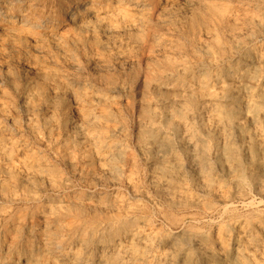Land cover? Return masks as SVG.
Returning a JSON list of instances; mask_svg holds the SVG:
<instances>
[{"label":"bare ground","instance_id":"6f19581e","mask_svg":"<svg viewBox=\"0 0 264 264\" xmlns=\"http://www.w3.org/2000/svg\"><path fill=\"white\" fill-rule=\"evenodd\" d=\"M159 34L171 48H164L168 53H160L154 66L147 63L150 67L142 70L147 89L137 136L141 145L136 149L139 161L150 169L154 192L173 210L205 208L209 202L204 201L212 198L221 201L228 214L232 213L228 206H234L227 205L229 199L244 193L247 179L264 197L259 175L264 173V46L259 45L264 35V0H0V69L4 72L0 79H6L15 92H19L16 79L25 83L24 94L20 93L19 111L25 120L21 129L32 136L31 141L18 137V120L15 123L6 114L8 108L0 106L4 122L11 124L10 129L0 124V174L6 178H0V218L5 220L0 226V264H264L261 211H249L210 232L186 227L185 219L176 215L167 218L169 233L146 218L140 220L142 208L135 202L144 198V191L123 167L132 157L130 148L126 150L118 140L126 138L119 104L114 95L112 99L90 93L85 86L84 92L74 90L73 75L62 72V68L78 71V59L91 63L89 53L111 59L110 51L104 56L110 45L115 51L126 41L143 52L158 48L163 43L158 42ZM185 49L189 60L181 59ZM120 50L113 56L117 63L125 55ZM11 55L12 60L6 59ZM103 83L110 94L123 91L120 82L117 85L111 78ZM66 97L72 99L71 107ZM38 145L53 151L54 160L67 168L69 176L89 183L105 177L112 192L75 193L68 178L36 150ZM211 154L218 169H227L232 190L216 187L212 181ZM186 157L193 159L205 187L194 178L186 179ZM122 183L131 190L130 199L118 192ZM194 188L198 194L192 193ZM61 191L68 193L54 204L48 200L28 213L30 217L15 218L16 213L6 207L41 203L47 194ZM105 210L112 214H104ZM76 242V251L63 249L65 245L73 249Z\"/></svg>","mask_w":264,"mask_h":264},{"label":"rangeland","instance_id":"374dc122","mask_svg":"<svg viewBox=\"0 0 264 264\" xmlns=\"http://www.w3.org/2000/svg\"><path fill=\"white\" fill-rule=\"evenodd\" d=\"M54 1V0H53ZM51 9H53V8H51ZM65 29V28H64ZM160 35V36H159ZM158 35V38L160 37H162L163 36V34H159ZM162 35V36H161ZM264 36V35H263ZM263 36H262V38H261V42H260V44L259 45H263L264 46V38H263ZM162 40V41H161ZM128 41H126V43H127ZM158 42H165L164 41V37L163 38H161L160 39V41H158ZM126 43L124 42L122 45H121V43L120 44H118V46L119 45H121V47L119 46H117V48L121 51V52H123L125 55H123V59H125L126 61H130V63L129 62H126L125 60H120L119 59V63H117L118 61H117V59L116 58H113V56L115 57L116 56V54H117V52H118V49H117V51H115V49L113 50V46H108V47H106V49H105V55L104 56H106L108 53H109V51L110 52H112V53H110V54H108V55H111V59H110V57H105V58H103V59H101V58H98L97 56H94L93 54H91V53H89V57L91 58V63H86V65H89V66H87L86 67V65L83 63V61L81 60V59H78L77 60V65H78V71H77V69H65V68H62V72L63 73H65V74H69L70 76H71V74L73 75V76H71V80H70V87L71 88H73L74 90H76V91H82L83 89H85V87H89L88 89L86 88V90H87V92H92L93 93V91H94V93H97V94H99V95H114V97L112 96L111 98L113 99L114 98V101L117 103V104H119L118 106H116V108H117V110H118V112L120 113L119 115L121 116L120 118H121V120L123 121V119H124V124H125V130H126V132H124L125 134H123V136H125L126 138H121V140L120 139H118L119 141H123L122 143L125 145V148H126V150L127 149H129V150H127L128 151V153L130 154V156L132 157L130 160H129V162H127V163H125L124 164V168H125V171H126V176H133L134 178H136V181L138 182V185L140 186V189H141V191L143 192V194H144V201H143V199H140V200H138V201H136L135 202V204H139L140 206H141V208H142V214H138L137 215V217L140 219V220H143V219H147V220H149V222L153 225V227H161V229L160 228H158V229H160L162 232H164V233H169V232H171L172 231V227H170V225H168L169 223H168V221H167V218H169V217H171V216H175V217H178V218H184L185 219V226L187 225V226H193V227H196V228H198V229H200L201 231H204V232H210V231H216L217 229H218V227H220V226H225V225H229L230 223H232V222H235L236 221V217H239V216H242V215H246L249 211H252V210H255V211H261L262 213H264V197L262 196V195H259V194H261V191H259V189L255 186V185H253L252 183H251V181L249 180V179H247V181H246V183H245V185H246V187H245V189H244V193H240L239 195H237V196H235V197H233V198H231V199H229V201H228V203H227V205H234V206H228L229 208H230V210L232 211V213H226L225 211H224V205L223 204H220V203H222L221 201H218V200H215V199H212V198H209V199H207V200H205L204 201V203H207V202H209V203H207V207H200V208H198V206L197 207H195V208H197V209H192V208H183V209H171L167 204H165V202H163L164 200L163 199H160V197H158V195L154 192V188H153V179H152V174H151V172H150V169L148 168V166L145 164V162L144 161H139L141 158H139V156H138V148H139V146L141 145V141H140V138H138L137 136H139L140 135V131H141V129H142V121L140 120V119H142V114H140L142 111L141 110H143V98H144V95H145V91H146V89H147V87L145 86V84L147 85V79H146V77H145V71H142V70H145L147 67H150V66H154L156 63L155 62H157V59H159V57L158 56H162L163 54H164V52L166 53V49L168 48V49H170L171 48V46L170 45H166V43H164L165 45H163V43L161 44L160 43V47L158 46V48H160V49H158L157 48V46H154V48H151V50L149 51V50H146V51H141V50H139L138 48H134V46H133V48H131L132 46H131V43H127V45H126ZM169 44V43H168ZM127 46V47H126ZM164 46V47H163ZM112 47V49H109V48H111ZM122 47H123V49H122ZM167 47V48H166ZM157 48V49H156ZM164 48H166L165 50H164ZM108 49V50H107ZM126 49V50H125ZM124 50H125V52H124ZM135 50V51H134ZM136 50H138V51H140V52H137ZM158 50H160L159 51V53H158ZM151 51H152V53H151ZM154 51V52H153ZM169 51V50H168ZM187 51H189L188 49H185L183 52H185L186 54H184L183 56H182V60L183 59H188L189 60V52H187ZM134 52V53H133ZM149 52V53H148ZM157 52V54H155ZM116 53V54H115ZM130 53V54H129ZM133 53V54H132ZM150 53L152 54V55H150ZM154 53V54H153ZM161 53V54H160ZM163 53V54H162ZM168 53V52H167ZM166 53V54H167ZM91 54V55H90ZM115 54V55H114ZM127 54L129 55L128 57H127ZM139 54V55H138ZM142 56H144L145 58H146V60H144L143 61V59H141V55ZM145 54H146V56L148 57V58H152V59H150L149 61H147V57L145 56ZM160 54V55H159ZM154 55H156L157 57H155ZM9 56V55H8ZM14 56H16V54H14ZM131 56H132V58H131ZM136 56V57H135ZM155 58H154V57ZM185 56V57H184ZM11 57V58H10ZM10 57H8V58H6V59H8V60H12L13 58H12V55L10 56ZM97 59H96V58ZM133 57H135V58H133ZM17 58V57H16ZM128 60H127V59ZM133 59V60H131V59ZM138 58V59H137ZM92 59H94V60H92ZM100 60V63H99V61H97V60ZM105 59H106V61H105ZM155 61H154V60ZM160 59H161V57H160ZM16 60H18L19 61V64H21L20 63V59L18 58V59H16ZM111 60L113 61V62H111ZM179 60V59H178ZM79 61H80V64H78L79 63ZM92 61H93V63H92ZM105 61V62H104ZM113 64H111L110 62ZM117 61V62H116ZM138 61V62H137ZM142 61V62H141ZM147 61V62H146ZM83 63V65H85V69H83L84 68V66H82V63ZM95 62V63H94ZM98 62V63H97ZM102 62V63H101ZM103 62H104V64H103ZM114 62H115V64H114ZM122 62V63H121ZM99 65H103V67L105 66L106 67V69H103V67L102 66H100V69H99V66L97 65V64ZM105 63H107L108 64V66H106V64ZM127 63V64H126ZM137 63V64H136ZM139 63V64H138ZM140 63H142V64H140ZM147 63H148V65H150V66H148L147 65ZM153 63H155L154 65H153ZM111 64V65H110ZM118 64H120V65H118ZM122 64V65H121ZM146 64V65H145ZM58 65V64H57ZM92 65V67L93 68H91L90 66ZM118 67H120V68H118ZM135 67H134V66ZM138 67H137V66ZM141 65V66H140ZM95 66H98V67H95ZM116 68V70H115V68ZM121 66H123V67H121ZM129 66V67H128ZM130 66H132V67H130ZM142 66H144V68L142 67ZM88 67H90V68H88ZM94 67H95V69H94ZM102 67V68H101ZM104 67V68H105ZM110 67V68H109ZM127 67V68H126ZM141 67V68H140ZM1 68V67H0ZM89 70V71H86L87 69ZM113 68V69H112ZM124 68V69H123ZM126 68V69H125ZM136 70H135V69ZM138 68H140V69H138ZM95 70V71H92V70ZM120 69V70H119ZM127 69L129 70V71H127ZM131 69H134L135 71H133V70H131ZM80 70V71H79ZM90 70H91V72H90ZM100 70V71H99ZM103 70V71H102ZM112 70V71H111ZM117 70H119V71H123V70H125V72H123V74L122 73H120L119 71H117ZM2 71V72H1ZM83 71H86V73H84ZM97 71H99L98 73H97ZM113 71H116V73L115 72H113ZM131 71V72H130ZM140 71V73H138ZM68 72V73H67ZM70 72H72V73H70ZM78 74H76V73ZM96 72V73H95ZM108 73V74H106V73ZM118 72V73H117ZM127 72V73H126ZM130 72V73H129ZM144 74H143V73ZM81 73V74H80ZM87 73H89V74H87ZM100 73V74H99ZM109 73H112V74H109ZM135 73V74H134ZM137 73H138V75H137ZM3 74H4V72H3V69L1 70L0 69V76H3ZM85 74H87V75H85ZM104 74H106V75H104ZM114 74H116V75H114ZM122 74V75H121ZM128 74V75H127ZM80 75V76H79ZM89 75V76H88ZM92 75V76H91ZM97 75V76H96ZM125 75V76H124ZM76 76V77H75ZM98 76H100V77H98ZM104 78H103V77ZM128 76V77H127ZM134 76V77H133ZM137 76V77H136ZM73 77V78H72ZM77 77H78V79H77ZM95 77H97V78H95ZM122 77V78H121ZM125 77V78H124ZM140 77V78H139ZM143 77V78H142ZM93 78H94V80H93ZM108 78H111V79H113L116 83H117V85H118V83H119V86H121V87H123V91L122 92H117V93H111L110 94V92L106 89V88H104L105 86H104V83H103V80H107ZM119 80H118V79ZM81 79H83V80H81ZM87 79V80H86ZM88 79H91V80H88ZM96 79V80H95ZM100 79V80H99ZM125 79V80H124ZM128 81H127V80ZM2 80L4 81L3 82V84L5 85H2V83H1V85L2 86H0V106H1V108H2V106H4V107H6V108H8L7 109V112H6V114L8 115V116H12L11 118H13L14 120H15V123L17 122L16 120H18V122L16 123L17 125H19V128H20V131H19V135H18V137H20V138H22V139H24V140H28V141H31L32 140V136H30V134L29 133H27L26 131L24 132V131H22V129H21V125H24V122H25V120H24V118H23V115H22V113L19 111L20 110V106H21V97L20 96H22L23 94H24V86H25V83L23 82L22 83V81L19 79H16L15 80V82L17 83V85L19 86V92H15L14 90H12L11 89V87H10V85L8 84V82H7V80L6 79H4V78H2ZM1 79H0V81H2ZM74 80V81H73ZM21 81V82H20ZM84 81V82H83ZM94 81V82H93ZM99 81H101V82H99ZM123 81V82H122ZM127 81V82H126ZM130 81V82H129ZM134 81H135V83H134ZM146 81V82H145ZM19 82V83H18ZM99 82V83H98ZM134 83V85H132L131 84V86H129V84L130 83ZM80 83V84H79ZM137 83V84H136ZM145 83V84H144ZM22 84V85H21ZM23 84H24V86H23ZM74 84V85H73ZM80 86H78V85ZM88 84H89V86H88ZM94 84V85H93ZM102 84V85H101ZM127 86H126V85ZM9 85V86H8ZM136 85V86H135ZM141 86V89H140V86ZM144 87H143V86ZM82 86V87H81ZM85 86V87H84ZM92 86V87H91ZM97 86V87H96ZM22 87V88H21ZM97 88L98 90H94V88ZM100 87V88H99ZM102 87V88H101ZM125 87H127V88H125ZM143 87V88H142ZM3 88V89H2ZM129 88V89H128ZM8 89V90H7ZM89 89H91V90H89ZM99 89H100V91H99ZM107 90V92H106V90ZM128 89V90H127ZM12 90V91H11ZM93 90V91H92ZM125 90L127 91V92H125ZM14 91V92H13ZM11 92V93H10ZM82 92H84V91H82ZM133 92V93H132ZM141 92V93H140ZM3 93V95L1 96V94ZM22 95H21V94ZM123 93V94H122ZM136 93V94H135ZM138 93V94H137ZM17 94V95H16ZM125 94H127V95H125ZM141 94V95H140ZM120 95V96H119ZM125 95V96H124ZM133 95V96H132ZM8 96L10 97V98H8ZM116 96H117V99H116ZM131 96H132V98L133 99H131ZM139 96V97H138ZM12 97V98H11ZM14 97H16V98H14ZM135 97V98H134ZM142 97V98H141ZM18 98V99H17ZM67 98V97H66ZM121 98H123L122 99V102L120 101L121 100ZM137 98V99H136ZM10 99H12V100H14L12 103H11V100ZM69 99V100H68ZM117 101H116V100ZM127 99L130 101H127ZM19 100V101H18ZM67 100L69 101V103L67 102ZM67 100H66V104H67V106H72L73 105V101H72V99L71 98H67ZM17 101V102H16ZM15 102V103H14ZM119 102V103H118ZM121 102V103H120ZM11 103V104H10ZM5 104V105H4ZM17 104V105H16ZM7 105V106H6ZM134 105H135V107H134ZM131 107V108H130ZM140 107V108H139ZM142 107V108H141ZM0 108V109H1ZM10 108H13V109H10ZM19 108V109H18ZM125 109L126 108V110H122V109ZM131 110H130V109ZM11 111H10V110ZM18 109V110H17ZM14 110H17V111H15V113L16 112H18L17 114H14V115H12L13 113H14ZM128 110V111H127ZM134 110V111H133ZM8 111H10V112H8ZM12 111H13V113H12ZM136 111V112H135ZM1 112V111H0ZM21 113V115H20V113ZM132 112V113H131ZM9 113H11V114H9ZM125 113V114H124ZM135 113V114H134ZM0 114H2V115H0V124L1 123H3V124H1L2 126H4L5 127V129H10V125L11 124H6V122H7V120L5 119V116L3 115L4 113H0ZM130 116H129V115ZM132 114V115H131ZM125 117H124V116ZM136 115V116H135ZM138 115H139V117H138ZM15 116V117H14ZM73 116H76V114H75V112L73 111ZM128 117V118H127ZM17 118V119H16ZM140 118V119H139ZM128 119V120H127ZM133 121H132V120ZM4 120L6 121V122H4ZM20 120V121H19ZM22 120V121H21ZM3 121V122H2ZM129 121H131V122H129ZM139 121V122H138ZM139 123V124H138ZM128 125H131L130 127L128 126ZM133 128V129H132ZM139 129V130H138ZM133 131V132H132ZM139 132V133H138ZM6 133H8V132H6ZM24 133V134H23ZM131 133V134H130ZM132 136V137H131ZM135 136V137H134ZM130 137V138H129ZM134 137V138H133ZM140 137V136H139ZM128 138V139H127ZM138 138V139H137ZM126 139V140H125ZM138 140V141H137ZM140 141V142H139ZM127 142V143H126ZM139 143V145H137L138 143ZM137 145V146H136ZM40 145H38V148L36 149V150H40L39 152H43V154H44V156L46 157V158H48L49 160V162H51V164L52 165H54V166H56V168H57V170L58 171H60L59 173H60V175L61 176H63V177H66V178H68V180H69V182L71 183H69V186L72 188V191H74L75 193H78V194H87V195H89V194H95V195H100V194H108V193H111L112 191V189H113V187H112V184H110V182H109V180H108V182H107V179L105 178V177H102L103 178V180H101L102 178L101 177H99L98 178V180L97 181H94V182H92V183H89V182H86V181H84V180H81V179H79V178H77V177H73V176H69L68 175V173H69V171L67 170L66 171V167L64 166V165H62L61 163H57L55 160H54V154H53V151H51V150H49V149H46L44 146H40ZM129 147V148H128ZM42 149V150H41ZM46 149V150H45ZM137 149V150H136ZM48 151V152H47ZM50 152H51V154H50ZM135 152V153H134ZM134 154V156H132L133 154ZM215 155L214 154H211V156H210V170L208 171L209 173H210V175H212L211 177H213L212 178V181L214 182V184H215V186L216 187H220L221 186V188H223L224 190H232V188L231 187H233L232 186V184L231 183H229L230 182V179L227 177V169H225V170H221V169H218L216 166L218 165L217 164V160L215 159V157H214ZM138 157V158H137ZM136 160H135V159ZM190 157H186V159H184V164H185V167H190V168H185V171H186V174H185V176L187 177L186 179L187 180H190V178H194V180H195V182H196V184H199L200 183V185L202 186V187H205V185H203L204 183H205V178H203L202 176H201V174H200V171H199V169L198 170H196L197 168V166H195L196 164L194 163V161H193V159L192 158H190ZM215 159V160H213V159ZM135 161V162H133V161ZM191 160H192V162H191ZM139 162V163H138ZM129 163H130V165H129ZM136 163H137V165H136ZM158 163V162H157ZM215 163V164H214ZM128 164V166H126ZM193 164V165H192ZM131 165H132V167H131ZM190 165V166H189ZM135 166H137V168L135 167ZM139 166V167H138ZM141 166V167H140ZM214 167V168H213ZM61 168V169H60ZM62 168H64V169H62ZM145 168V169H144ZM192 169V170H191ZM128 170V171H127ZM132 170V171H131ZM147 170H149V171H147ZM195 170V171H194ZM213 170V171H212ZM145 171V172H144ZM188 171V172H187ZM199 171V172H198ZM221 171V172H220ZM258 171H260V170H258ZM61 172L63 173V174H61ZM129 172V173H128ZM148 172V173H147ZM196 172H197V174H196ZM223 172V173H222ZM262 171H260L259 172V175L261 176L260 178H261V180H262V178H263V181H264V173L262 172V174H260ZM215 173V174H214ZM147 174V175H146ZM221 174H223V175H221ZM144 175V176H143ZM194 175V176H193ZM197 175V176H196ZM214 175V176H213ZM221 175V176H220ZM1 176H3V177H1ZM68 176V177H67ZM140 176H142V177H140ZM196 176V177H195ZM5 177V175L4 174H0V178L1 179H6V178H4ZM138 177V178H137ZM220 178V179H219ZM198 179H200V180H198ZM217 179H219V180H217ZM73 180H74V182H73ZM105 180V181H104ZM143 180H147V182H145V181H143ZM221 180V181H220ZM226 180V181H225ZM99 181V182H98ZM103 181H104V183H103ZM150 181H151V183H150ZM202 181V182H201ZM96 182V183H95ZM145 182V183H144ZM217 182V183H216ZM218 182H220V183H222V184H220V183H218ZM97 183H98V185H97ZM102 183H103V185L107 188H105V187H103L102 186ZM124 183V182H123ZM120 184V187H119V190H118V192L120 193V195H122V196H125L124 198L125 199H130V196H131V190L129 189V187L127 186V184L125 183V184ZM150 183V184H149ZM202 183V184H201ZM78 184V185H77ZM106 184H108V185H106ZM89 185V186H88ZM96 185V186H95ZM144 185V186H143ZM146 185V186H145ZM148 185V186H147ZM198 186L197 185V187H201V186ZM219 185V186H218ZM255 187H253V186ZM74 186H76V187H74ZM96 188H95V187ZM111 186V187H110ZM151 186H152V188H151ZM228 186V187H227ZM248 186V187H247ZM94 187V188H93ZM104 189H103V188ZM75 188V189H74ZM102 188V189H101ZM149 188V189H148ZM258 189V190H257ZM85 190V191H84ZM89 190V191H88ZM70 191H71V189H70ZM95 191V192H94ZM109 191V192H108ZM124 191V192H123ZM108 192V193H107ZM127 192V193H126ZM146 192H148L146 195H145V193ZM151 192H152V194H151ZM154 192V193H153ZM198 192H199V190H197L196 188H194L193 189V191H192V193L193 194H198ZM260 192V193H259ZM22 193V191H19L18 192V194L20 195ZM66 193H68V191L67 192H64V191H61V192H55V193H49V194H47L46 196H44L42 199H41V203H36V204H32V203H28V202H18L17 204H18V206H17V204L15 203V204H11V205H9V206H6L7 208H8V210H10L11 209V211H14V213H16L15 215H16V217L15 218H18L19 216L20 217H22V216H28L29 214L31 215L34 211H36L37 210V207H42L43 205H45V204H48V203H50V201H48V200H52L51 202L54 204V201H57V199H59V198H61V197H64L65 196V194ZM59 194V195H58ZM250 194V195H249ZM22 195V194H21ZM128 195V196H127ZM153 195V196H152ZM156 195V196H155ZM149 196V197H148ZM152 196V197H151ZM239 196V197H238ZM253 196V197H252ZM149 199H148V198ZM153 197L155 198V199H153ZM239 199H238V198ZM242 197V198H241ZM243 197H245V198H247V199H245V198H243ZM45 198V199H44ZM50 198V199H49ZM145 198H147V199H145ZM55 199V200H54ZM159 199H160V201H159ZM238 201H237V200ZM242 201H241V200ZM253 199V200H252ZM145 200H146V202H145ZM150 200V201H149ZM240 200V201H239ZM246 200V201H245ZM262 200V201H261ZM142 203H141V202ZM148 201V202H147ZM237 201V202H236ZM253 203H252V202ZM255 201V202H254ZM262 202V204H258L257 205V203L259 202V203H261ZM152 202H155V203H152ZM162 202V203H161ZM233 202V203H232ZM250 202V203H249ZM151 203V204H150ZM159 203V204H158ZM137 204V205H138ZM249 204H250V207H249ZM32 205V206H31ZM214 205V206H213ZM220 205V206H219ZM246 205V206H245ZM247 205H248V207H247ZM36 206V207H35ZM156 206H157V208H156ZM162 206V207H161ZM217 206H219V207H217ZM252 206V207H251ZM257 206V207H256ZM14 207V208H13ZM28 207V208H27ZM33 207V208H32ZM151 207V208H150ZM211 209H210V208ZM217 207V208H216ZM207 208V209H206ZM13 209V210H12ZM28 209V210H27ZM30 209V210H29ZM36 209V210H35ZM145 209V210H144ZM149 209V210H148ZM156 209V210H155ZM170 209V210H169ZM204 209V210H203ZM210 209V210H209ZM219 209V210H218ZM239 209V210H238ZM245 209V210H244ZM25 210H27V211H25ZM147 210V212H145ZM153 210V211H152ZM162 210V211H161ZM201 210V211H200ZM18 211V212H17ZM157 211H159V213L157 212ZM174 211V212H173ZM177 211V212H176ZM184 211V212H183ZM188 211V212H187ZM207 213H206V212ZM236 211V212H235ZM239 211V212H238ZM241 211V212H240ZM110 211L108 210H105V212H104V214H106V215H108V213H109ZM169 212V213H168ZM190 212V213H189ZM209 212V213H208ZM29 213V214H28ZM151 213H152V215H151ZM224 213V215H222ZM112 213L110 212L109 213V215H111ZM148 214V215H147ZM155 214H157V215H155ZM160 216H159V215ZM226 214V215H225ZM19 215V216H18ZM30 215L28 216V217H30ZM166 215V217H164V216ZM169 215V216H168ZM222 215V216H221ZM230 215V216H229ZM148 216V217H147ZM168 216V217H167ZM183 216V217H182ZM225 216V217H224ZM228 216V217H227ZM154 217V218H153ZM195 217V218H194ZM208 219H207V218ZM220 217V218H219ZM222 217V218H221ZM142 218V219H141ZM161 218V219H160ZM191 218L193 219V221H191ZM199 218V219H198ZM201 218V219H200ZM150 219H152L153 221H151ZM157 219V220H156ZM187 219V220H186ZM204 219V220H203ZM156 220V221H155ZM165 222H164V221ZM198 220V221H197ZM192 223H191V222ZM202 223H201V222ZM207 221V222H206ZM0 222H1V224H0V226H3L4 224H5V220L2 218V220H1V218H0ZM10 222V221H9ZM210 222V223H209ZM4 223V224H3ZM167 224V225H166ZM164 225V226H163ZM200 225V226H199ZM6 226V225H5ZM5 226H4V228H5ZM7 226H10L8 223H7ZM186 226V227H187ZM206 228H205V227ZM1 228V227H0ZM165 228V229H164ZM169 228V229H168ZM204 228V229H203ZM212 229V230H211ZM3 230V229H2ZM1 230V231H2ZM0 231V232H1ZM75 246L73 247V249L71 248V246H68V245H65L64 247H63V249L64 250H66V251H76L77 249H78V244H77V242L74 244ZM71 249V250H70Z\"/></svg>","mask_w":264,"mask_h":264}]
</instances>
